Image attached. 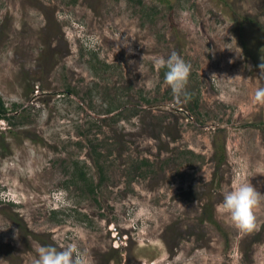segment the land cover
<instances>
[{
	"label": "rangeland",
	"instance_id": "rangeland-1",
	"mask_svg": "<svg viewBox=\"0 0 264 264\" xmlns=\"http://www.w3.org/2000/svg\"><path fill=\"white\" fill-rule=\"evenodd\" d=\"M260 87L264 0H0V264H264ZM241 179L244 235L216 212Z\"/></svg>",
	"mask_w": 264,
	"mask_h": 264
},
{
	"label": "clouds",
	"instance_id": "clouds-1",
	"mask_svg": "<svg viewBox=\"0 0 264 264\" xmlns=\"http://www.w3.org/2000/svg\"><path fill=\"white\" fill-rule=\"evenodd\" d=\"M152 61L157 68H166L164 85L170 87L177 96L184 94L191 66L175 51L167 59L154 56ZM146 86L150 90L153 84L151 81H146ZM220 99L225 103H231L234 97L223 95ZM252 100L254 103H264V87L254 91ZM257 196V191L252 184L241 179L222 194V200L217 204L216 212L221 218H226L238 234L244 235L254 228ZM141 215H143V208L137 213V218ZM75 249V244H69L63 248H57L54 245L42 246L35 264H79L74 255Z\"/></svg>",
	"mask_w": 264,
	"mask_h": 264
},
{
	"label": "trees",
	"instance_id": "trees-1",
	"mask_svg": "<svg viewBox=\"0 0 264 264\" xmlns=\"http://www.w3.org/2000/svg\"><path fill=\"white\" fill-rule=\"evenodd\" d=\"M0 117L3 119L10 120V117L8 116V108L6 107V104L1 96H0ZM210 220L214 222L213 215H210Z\"/></svg>",
	"mask_w": 264,
	"mask_h": 264
}]
</instances>
